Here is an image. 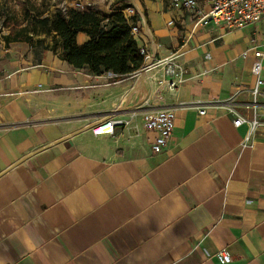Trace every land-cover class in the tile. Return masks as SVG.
Listing matches in <instances>:
<instances>
[{
    "label": "crops",
    "instance_id": "obj_1",
    "mask_svg": "<svg viewBox=\"0 0 264 264\" xmlns=\"http://www.w3.org/2000/svg\"><path fill=\"white\" fill-rule=\"evenodd\" d=\"M131 6L142 67L174 57L175 89L163 63L96 76L36 46L0 47V264H264V127L244 146L247 127L233 126L250 115L242 53L264 43V19L226 31L171 0ZM164 109L174 126L155 154L143 114ZM111 119L128 124L92 133Z\"/></svg>",
    "mask_w": 264,
    "mask_h": 264
},
{
    "label": "trees",
    "instance_id": "obj_2",
    "mask_svg": "<svg viewBox=\"0 0 264 264\" xmlns=\"http://www.w3.org/2000/svg\"><path fill=\"white\" fill-rule=\"evenodd\" d=\"M125 9L132 10L129 17H126ZM138 22L139 15L128 3H122L112 13L105 15L93 9L69 7L65 12L56 11L51 17L30 16L26 27L17 33L5 22L3 27L10 29L2 38L5 46H8L21 41L19 33L30 28L33 36L52 38L51 45H44L41 40L33 43L31 37H26L24 42L31 46L58 55L60 60L74 69H86L96 76L112 73L121 78L134 75L144 63V56L140 52L143 47L134 35L140 30ZM79 34L86 37L81 45L76 41Z\"/></svg>",
    "mask_w": 264,
    "mask_h": 264
},
{
    "label": "built area",
    "instance_id": "obj_3",
    "mask_svg": "<svg viewBox=\"0 0 264 264\" xmlns=\"http://www.w3.org/2000/svg\"><path fill=\"white\" fill-rule=\"evenodd\" d=\"M171 4L175 10L193 12L196 17V26H205L213 22L215 25H221L226 31L243 29L264 19V0H211L209 8L206 11L198 7L196 0H171ZM172 24L173 21L168 23V25ZM133 31L135 32V29ZM140 52L144 56V60L150 58V54L147 53L144 47ZM249 54L253 57L250 66V75L253 83L248 91L251 98L249 104L250 115L237 114L233 120L235 128L246 126L248 129L247 136L242 143L244 146L250 143V136L256 130L264 127V43L255 44L251 48L244 50L242 57L245 58ZM158 63H163L165 74L170 77L169 80L164 81L169 89H175L182 83L184 71L182 66L176 63L174 57L155 61V63L151 60L147 65L142 67V70H148ZM203 114V110L198 112V115ZM174 119V112L166 109L143 114L145 128L155 133V137L151 143V151L153 153H160L168 143L174 126ZM127 124L128 122L123 120L111 119L97 125L92 130V133L94 135L110 134L114 127L125 126ZM104 126L110 127L111 131L103 133L102 128ZM220 260L222 263H229L231 261L227 255H221Z\"/></svg>",
    "mask_w": 264,
    "mask_h": 264
},
{
    "label": "rangeland",
    "instance_id": "obj_4",
    "mask_svg": "<svg viewBox=\"0 0 264 264\" xmlns=\"http://www.w3.org/2000/svg\"><path fill=\"white\" fill-rule=\"evenodd\" d=\"M134 1L135 0H0V47L5 45L2 36L6 35L10 29L3 27L5 22L9 23L12 30L17 33L21 28L26 27L27 19L30 16L40 15L41 17H51L56 11L65 12L69 7L93 9L101 15H105L109 7H119L122 3L131 5ZM124 13L126 17L132 14L131 9H125ZM260 26H264V24ZM29 30L30 28H26L24 32L19 33V39L23 41L12 43V45H14L12 47H29L28 45H30V43L24 42L26 37H31L33 43L41 40L44 45L52 44V38L50 36H33V33Z\"/></svg>",
    "mask_w": 264,
    "mask_h": 264
},
{
    "label": "bare ground",
    "instance_id": "obj_5",
    "mask_svg": "<svg viewBox=\"0 0 264 264\" xmlns=\"http://www.w3.org/2000/svg\"><path fill=\"white\" fill-rule=\"evenodd\" d=\"M102 129H103V133H109L111 131L110 127L107 126H104Z\"/></svg>",
    "mask_w": 264,
    "mask_h": 264
}]
</instances>
